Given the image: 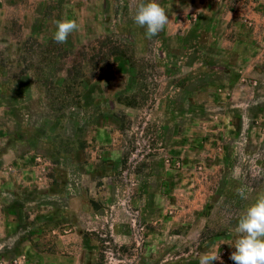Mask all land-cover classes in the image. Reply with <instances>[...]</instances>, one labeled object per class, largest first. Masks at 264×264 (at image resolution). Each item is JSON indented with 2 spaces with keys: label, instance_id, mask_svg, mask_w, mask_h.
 <instances>
[{
  "label": "rangeland",
  "instance_id": "obj_1",
  "mask_svg": "<svg viewBox=\"0 0 264 264\" xmlns=\"http://www.w3.org/2000/svg\"><path fill=\"white\" fill-rule=\"evenodd\" d=\"M139 2L0 0V264H234L264 194V23L155 0L149 39Z\"/></svg>",
  "mask_w": 264,
  "mask_h": 264
},
{
  "label": "clouds",
  "instance_id": "obj_2",
  "mask_svg": "<svg viewBox=\"0 0 264 264\" xmlns=\"http://www.w3.org/2000/svg\"><path fill=\"white\" fill-rule=\"evenodd\" d=\"M134 22L146 28L147 38H152L164 30L169 22V16L164 7L155 0H143L136 6ZM79 25L74 19L56 21V31L53 39L56 43H66L69 35L78 30ZM239 196L246 199L243 189L239 190ZM235 251L230 259L234 264H264V194H260L257 200L251 204L245 213L239 218L234 229ZM219 250L202 254L199 264H213L219 261Z\"/></svg>",
  "mask_w": 264,
  "mask_h": 264
},
{
  "label": "crops",
  "instance_id": "obj_3",
  "mask_svg": "<svg viewBox=\"0 0 264 264\" xmlns=\"http://www.w3.org/2000/svg\"><path fill=\"white\" fill-rule=\"evenodd\" d=\"M246 8V12L250 14L251 18L254 17L257 23H264V0H249V5Z\"/></svg>",
  "mask_w": 264,
  "mask_h": 264
}]
</instances>
